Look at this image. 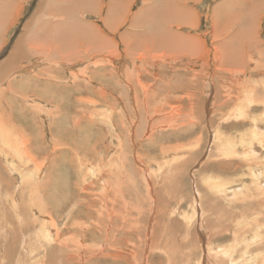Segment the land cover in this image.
Masks as SVG:
<instances>
[{"label":"rangeland","instance_id":"obj_1","mask_svg":"<svg viewBox=\"0 0 264 264\" xmlns=\"http://www.w3.org/2000/svg\"><path fill=\"white\" fill-rule=\"evenodd\" d=\"M69 1L52 0L53 5L51 0H0V102H4L9 115H16L20 125L16 130L4 127L0 115V264H264V1L168 0V4L167 0H129L124 8L115 5L109 16V0H96L95 7L89 6L94 0ZM52 5L57 6L56 15ZM241 5L249 8L245 11ZM237 6L247 13L246 17H237ZM258 9L261 19L251 15ZM50 12L54 16L45 15ZM180 12L183 15L179 16ZM225 13L231 17H225ZM107 16L114 19L115 30L106 26ZM44 21L50 26L44 27ZM81 24L88 27L82 28ZM57 29L66 42H73V47L67 44L64 51L58 52L59 40L54 38ZM240 31L249 36L238 35ZM97 33L109 42L108 50H100L101 58L89 56L78 63L83 57L80 54L88 49L83 37L88 34L92 38ZM17 40L22 43L21 52L28 56L11 68L9 52L13 53ZM94 43L92 39L90 44ZM110 53L114 58H108ZM100 60L106 63V70L100 73L110 72L113 78L109 81L119 83L117 91L96 80L89 83L94 86L92 93L97 101L100 91L107 97L102 105L110 110L104 113L106 116L90 112L101 108L100 103L86 106L82 101L87 95L80 99L72 94L86 80L76 76L73 80L74 72L90 76L94 62ZM66 62L69 68L64 66ZM6 70L11 72L9 78ZM18 73L21 78L16 79ZM28 74L37 75L40 81ZM22 79L27 82H19ZM11 80L23 83V88L27 84H64L55 94L65 97L54 99V105L43 98L48 87L32 91L26 88L28 93L22 89L21 94L12 95L21 102L16 99L14 102L20 104H15L7 95ZM44 80L51 82L46 84ZM29 91L39 93L41 98L32 99ZM66 101L70 113L64 108ZM85 107H89L88 115ZM7 110L5 116L9 119ZM49 110L56 112V117ZM58 116H64V121ZM65 120L71 131L63 124ZM61 130L74 135V139L69 135L73 144L60 140ZM29 136L40 149L30 156L25 147ZM225 138L228 144L223 146L220 140ZM12 140H16L14 144ZM249 144L253 145L252 151ZM9 163L12 166L8 169ZM36 202H42L41 209ZM22 224L28 230H23ZM25 231L30 232L25 236L34 240L27 245L26 237L20 240ZM35 239L43 243L38 240L37 244Z\"/></svg>","mask_w":264,"mask_h":264},{"label":"bare ground","instance_id":"obj_2","mask_svg":"<svg viewBox=\"0 0 264 264\" xmlns=\"http://www.w3.org/2000/svg\"><path fill=\"white\" fill-rule=\"evenodd\" d=\"M53 1H54V0H53ZM55 1H56V0H55ZM65 1H67V0H65ZM68 1H69V0H68ZM73 1H75V0H73ZM76 1H78V0H76ZM76 1H75V2H76ZM79 1H82V0H79ZM128 1H129V0H109V4H108V10H109V11H108V16H109L110 13H112L113 7H114L115 5H121V6H123V8H124L125 4H127ZM156 1H160V0H156ZM183 1H184V0H182V2H183ZM240 1H241V0H240ZM263 1H264V0H263ZM63 2H64V1H63ZM69 2H72V0L69 1ZM160 2H161V1H160ZM162 2H163V1H162ZM165 2H166V1H165ZM179 2H181V1H179ZM182 2H181V3H182ZM67 3H68V2H67ZM78 3L80 4V2H78ZM78 3H76L77 6H78ZM94 3H96V0L90 2V3H89V6L92 7ZM167 3L169 4L168 0H167ZM239 3H240V2H239ZM262 3H264V2H262ZM51 4H53L52 0H51ZM71 4H72V3H71ZM76 4H75V5H76ZM84 4H85V3H84ZM84 4H83V6H85ZM157 4H158V3H157ZM170 4H172V3H170ZM224 4H225V3H224ZM227 4H228V3H227ZM260 4H261V3H260ZM53 5H54V4H53ZM53 5H52V6H53ZM68 5H69V4H68ZM128 5H129V4H128ZM182 5H183V4H182ZM218 5H219V4H218ZM231 5H232V4H231V2H230L229 6L231 7ZM238 5H239V4H238ZM52 6H51V8H52ZM71 6H72V5H71ZM79 6H80V5H79ZM95 6H96V5L94 4V7H95ZM129 6H130V5H129ZM145 6H146V5H145ZM152 6H153V5H152ZM175 6H176V5H175ZM184 6H185V5H184ZM221 6H222V5H221ZM69 7H70V6H67V8H69ZM73 7H74V6H72V8H73ZM143 7H144V6H143ZM173 7H174V6H173ZM186 7H187V6H186ZM216 7H217V6H216ZM241 7H243V6L241 5ZM241 7H240V8H241ZM258 7H259V6H258ZM38 8L40 9L41 7H38ZM38 8H37V9H38ZM45 8H46V6H44V9H45ZM54 8H57V6H56V7L53 6V11H52V13H55V15H56V12H54ZM70 8H71V7H70ZM72 8H71V9H72ZM78 8H80V7H76V10H77ZM81 8H82V7H81ZM128 8H129V7H128ZM144 8H145V7H144ZM156 8H160V6H158V7L156 6ZM179 8H180V7H179ZM223 8H224V7H223ZM225 8H226V7H225ZM240 8H239V6H237V8H236V9H237V17H246V16H247V13L245 12L246 10H245V11L243 10V11L245 12V14H246V15L244 16V12H243L242 10H239ZM39 9H38V10H39ZM42 9H43V8H42ZM44 9H43L42 11H45V12H46L47 9H46V10H44ZM73 9L75 10V7H74ZM82 9H83V8H82ZM142 9H143V8H142ZM171 9H172V8H171ZM177 9H178V8H177ZM177 9H176V10H177ZM226 9L228 10V8H226ZM226 9H225V10H226ZM236 9H235V10H236ZM250 9H252V8H250ZM38 10H37V11H38ZM48 10H50V8H49ZM51 10H52V9H51ZM51 10H50V11H51ZM125 10H126V9H125ZM145 10H146V9H143L142 12H144ZM148 10H149V9H148ZM160 10H162V9H160ZM165 10H166V9H165ZM167 10H168V9H167ZM172 10H173V9H172ZM182 10H184V9L182 8ZM219 10H220V9H219ZM219 10H218V11H219ZM55 11H56V9H55ZM69 11H70V9H69ZM71 11H72V10H71ZM89 11H91V9H89ZM92 11H93V9H92ZM173 11H175V10H173ZM187 11H188V10H187ZM223 11H224V10H223ZM39 12H41V10H40ZM58 12H60L59 9H58ZM73 12H74V11H73ZM117 12H118V11H117ZM176 12H177V11H176ZM176 12H174L173 14H175ZM184 12H185V10H184ZM225 12H226V11H225ZM233 12H234V13H233ZM261 12H263V11L261 10ZM52 13H51V12H50V13H46L45 15H48V17L54 16V14H52ZM63 13H65V12L63 11L62 14H63ZM125 13H126V12H125ZM144 13H145V12H144ZM166 13H168V12H166ZM232 13L235 14V11L233 10ZM39 14H42V12L39 13ZM62 14H60V15H62ZM177 14H178V12H177ZM177 14H176V15H177ZM181 14H182V12L179 13V16H180ZM184 14H185V13H184ZM217 14H218V13H217ZM229 14H230V13H229ZM45 15H44V16H45ZM69 15H70V14H69ZM111 15H112V14H111ZM165 15H167V14H165ZM170 15H171V14H170ZM182 15H183V14H182ZM185 15H186V14H185ZM188 15H189V14H188ZM191 15H192V14H191ZM226 15H227V14L225 13V17H231L230 15H229V16H226ZM263 15H264V14H263ZM108 16H107V18H106V26H107L109 29H111V30H115V24H116V23L113 24L114 19H108ZM192 16H193V15H192ZM235 16H236V14H235ZM39 17H40V16H39ZM45 17L48 18L47 16H45ZM56 17H57V16H56ZM67 17H68V14H67V16H66V18H65L66 20H68ZM133 17H134V16H133ZM133 17H132V18H133ZM137 17H139V16H137ZM141 17H142V16H140L139 20L141 19ZM181 17H182V16H181ZM69 18H70V17H69ZM168 18H170V17H168ZM171 18H172V17H171ZM182 18H183V17H182ZM186 18H187V17H186ZM53 19H54V18H53ZM58 19H59V18H58ZM133 19H134V18H133ZM136 19H137V18H136ZM179 19H180V17H179ZM192 19H193V18H192ZM226 19H228V18H225V20H226ZM240 19H241V18H240ZM240 19H239V20H240ZM69 20H70V19H69ZM71 20H72V17H71ZM120 20H121V19H120ZM166 20H167V19H166ZM188 20H189V18H188ZM237 20H238V19H237ZM239 20H238V21H239ZM172 21H173V20H172ZM60 22H61V21H60ZM134 22H135V20H134ZM138 22H140V21H138ZM191 22H192V21H191ZM241 22H242V19H241ZM257 22H258V21H257ZM257 22H256V23H257ZM43 23H44V27H45L47 24L50 26V24L48 23V21H44ZM65 23H66V22H65ZM67 23H68V22H67ZM83 23H85V22H83ZM258 23H259V22H258ZM45 24H46V25H45ZM61 24H62V23H61ZM79 24H80V22H79ZM142 24H143V23H141V25H142ZM26 25H27V24H26ZM29 25H31V23H29ZM81 25H83V24H81ZM147 25H148V24H147ZM32 26H34V25H32ZM40 26H42V25H40ZM59 26H60V25H59ZM62 26H63V25H62ZM65 26H66V25H65ZM72 26H73V25H72ZM245 26H246V25H245ZM257 26H258V25H257ZM42 27H43V26H42ZM68 27H69V23H68ZM83 27H88V26H84V25H83L82 28H83ZM89 27H90V26H89ZM254 27H256V24H255ZM59 28H60V27H59ZM73 28H74V27H73ZM149 28H150V27H149ZM247 28H248V26H247ZM86 29H87V28H86ZM242 29H243V28H242ZM48 30H50V29H48ZM60 30H63V28H62V29L60 28ZM66 30H67V29H66ZM73 30H74V29H72V31H73ZM90 30H91V28H90ZM147 30L149 31V29H147ZM240 30H241V29H240ZM64 31H65V29H64ZM86 31H87V30H86ZM241 31H242V30H241ZM241 31H240V32H241ZM68 32H69V33H72L70 30H68ZM143 32H144V31H143ZM245 32H247V31H245ZM249 32H250V30H249ZM73 33H75V32L73 31ZM254 33H255V32H254ZM66 34H68V33H66ZM133 34H134V33H133ZM214 34H215V33H214ZM240 34L243 35V34H245V33H244V31L241 32V33L238 32V35H240ZM64 35H65V34H64ZM69 35L71 36L72 34H68L67 36H69ZM143 35H144V34H143ZM181 35H182V34H181ZM185 35H186V34H185ZM242 35H240V36H242ZM250 35H251V34H250ZM254 35L257 36L256 33H255ZM65 36H66V35H65ZM70 36H69V37H70ZM79 36H82V31H81V34H80ZM243 36H249V35H248V34H245V35H243ZM22 37H23V36H22ZM28 37H29V36H28ZM182 37H184V36H182ZM215 37H216V36H215ZM54 38H57V40H59V43H56V48H57L58 52H60V50H61V51H62V50L64 51V50L66 49V45H67V44H68L70 47H73V46H72V45H73V42L71 43V42H70L71 40H68V41L66 42V40L63 39V35H62V33H59V30H58V29L56 30V33H55ZM83 38H84V39L86 38L85 42H86V44H88V49H87V52H85V53H83V54H80V56H83V57H81V59H80V57H77L78 54L76 55L77 52L74 50V51L76 52V53H75V55H76V56H75L76 59H77V58L80 59V61H78V63H81V62L85 61L86 57H89V56L91 57V58H89V59L101 58V57H100V55H101L100 50H104V49L108 50L109 42L105 39V37H103V36H102L101 34H99V33H97L96 36H94V37H93V34H92V38H91V36L88 35V34H87L86 37L84 36ZM138 38H139V37H138ZM178 38H179V37H178ZM241 38H242V37H241ZM255 38H256V37H255ZM28 39H30V38H28ZM65 39H66V37H65ZM68 39H71V38H68ZM92 39H95V43H94L93 45L90 44V42H91ZM140 39H141V38H140ZM180 39H181V38H180ZM183 39H184V41H186L185 38H183ZM18 40L21 42L20 39H18ZM18 40H17V41H18ZM226 40H227V39H226ZM226 40L224 39V43L226 42V45H227V41H228V40H227V41H226ZM19 41H18V42H19ZM64 41H65V42H64ZM80 41H81V37H80ZM171 41H172V39H171ZM190 41H192V40L190 39ZM20 42H19V44H17V45L15 46V48H13V50L15 49L14 51L11 50V51H13V53H12V52H9V55H10V53H11V55H10L11 58L9 59V56H8V59H9V60L6 59V61H7V60L9 61V62H8V61H7V62H8V65H11V68H13L12 66H14V65L16 66V64L18 63V61H20V59H23V58H25V57L28 56L27 53H22V52H21L20 49H21L22 47H20V46H21L20 44H22V43H20ZM69 42H70V44H69ZM186 42H188V41H186ZM222 42H223V41H222ZM33 43H34V42H33ZM178 43H179V42H178ZM188 43H189V42H188ZM186 44H187V43H186ZM190 44H191V43H190ZM29 45H30V44H29ZM135 45H137V44H135ZM135 45H133V48H134ZM140 45H141V43H140ZM163 45H164V44H163ZM54 46H55V45H54ZM174 46H175V45H174ZM222 46H223V45H222ZM224 46H225V44H224ZM30 47H32V46H30ZM70 47H68V48H70ZM136 47H137V46H135V48H136ZM141 47H142V46H140V48H141ZM181 47H182V46H181ZM26 48H27V47H26ZM56 48H54V49H56ZM140 48H139V49H140ZM143 48H144V47H143ZM229 48H230V47H229ZM229 48H228V49H229ZM23 49H24V48H23ZM136 49L138 50V47H137ZM141 49H142V48H141ZM144 49H145V48H144ZM192 49H193V48H192ZM57 50H56V51H57ZM70 50H71V48H70ZM137 50H136V51H137ZM182 50H183V49H182ZM31 51H32V50H31ZM33 51H34V50H33ZM36 51H37V50H36ZM68 51H69V50H68ZM138 51H139V50H138ZM141 51H142V50H141ZM197 51H198V50H197ZM29 52H30V51H29ZM53 52H54V50H53ZM80 52H81V51H80ZM134 52H135V51H134ZM168 52H169V51H168ZM32 53H33V52H32ZM34 53H35V52H34ZM56 53H57V52H56ZM64 53H65V52H64ZM71 53H72V52H71ZM131 53H132V52H131ZM131 53H130V54H131ZM143 53H144V52H143ZM36 54H37V53H36ZM151 54H153V53L151 52ZM160 54H161V53H160ZM224 54H225V53H224ZM32 55H33V54H32ZM60 56H61V54H60ZM70 56H71V54H70ZM72 56H73V54H72ZM142 56H144V54H143ZM150 56L153 57V55H150ZM228 56H229V55H228ZM32 57H33V56H32ZM37 57H38V54H37ZM39 57H40V55H39ZM75 57H74V58H75ZM144 57H145V56H144ZM33 58H34V57H33ZM35 58H36V57H35ZM35 58H34V59H35ZM60 58H62V56H61ZM63 58H65V57H63ZM108 58H110V59H111V58H114L113 54L110 53V57H108ZM157 58H158V57H157ZM28 59H30V58H28ZM68 59H69V57H68ZM24 60H25V59H24ZM24 60H23V61H24ZM26 60H27V59H26ZM60 60H61V59H60ZM139 60H140V59H139ZM197 60H198V59H197ZM27 61H28V60H27ZM58 61H59V59H58ZM66 61H67V60H66ZM74 62H75V60H74ZM76 62H77V61H76ZM98 62H99V61L94 62L95 65L93 66L92 74H91L90 76L81 75V73H80L79 71L74 72L75 75L73 74V75H74V76H73V80H74V77L76 76V78L78 77L77 79H83V80L86 79V80L89 81V82H85V81H86V80H85L84 83L81 84V85H82V86H81V89H80V87H78L77 89H75L76 92H75V93H72V94L77 95L78 98H80V99H83V97H85V95H87L86 98L84 99V101H82V102L86 103V106L89 105V104H87V103H90V102L100 103V105L102 106V105H104V104L108 101V100H107V97L104 96V94H103L101 91H100V95H99L101 98L97 101V100L95 99V98H96L95 95L92 93V91H93V87H94V86H91L89 83H91V82H95V80H96V82H97V83H100L103 87H109L110 89H112V90H114V91H117V85L119 84L118 81H115V83L117 82V83H116L117 85H114V81H109L110 79L113 78V75H112L110 72H107V73H103V72H102V73H100L101 70H106V68H103L104 65H105L106 63L102 62V60H100V62H99L100 64H98ZM5 63H6V62H5ZM69 63H70V62H69ZM19 64H20V63H19ZM25 64H26V63H25ZM59 64H60V61H59ZM67 64H68V63L66 62V64H64V66H66ZM70 64H73V62L70 63ZM70 64H69V65H70ZM27 65H28V64H27ZM62 65H63V64H62ZM2 66H3V65H2ZM47 66H48V65H47ZM51 66H52V65H51ZM74 66H75L74 64H73V66L70 65V67H72V68H73ZM16 67H17V66H16ZM23 67H24V65H23ZM30 67H31V66H30ZM62 67H63V66H62ZM66 67L69 68L68 65H67ZM123 67H124V65H122L121 68H123ZM27 68H28V67H27ZM27 68H26V69H27ZM31 68H32V67H31ZM49 68H50V67H49ZM72 68H71V69H72ZM0 69H1V68H0ZM5 69H6V67H5ZM26 69H25V70H26ZM28 69H29V68H28ZM28 69H27V70H28ZM42 69H46V68H42ZM73 69H74V68H73ZM81 69H82V68H81ZM128 69H129V68H128ZM3 70H4V68H3ZM9 70L11 71V69H9ZM9 70H8V71H9ZM12 70H13V69H12ZM20 70H21V69H20ZM32 70H33V69H32ZM32 70H31V71H32ZM49 70H50V73H51V69H49ZM49 70L47 69V71H49ZM74 70H78V68H75ZM6 71H7V70H6ZM8 71L6 72L7 74H8V73L11 74V72H13V71L8 72ZM16 71H17V69H16ZM18 71H19V70H18ZM23 71H24V70H23ZM34 71H35V70H34ZM43 71H44V70H43ZM70 71H71V70H70ZM120 71H122V69H121ZM129 71H130V70H129ZM195 71H196V70H195ZM14 72H15V69H14ZM40 72H41V71H40ZM40 72L38 73L39 75H40ZM45 72H46V71H45ZM86 72H87V71H86ZM1 73H2V72H1ZM6 73H5V74H6ZM20 73H21V72H20ZM20 73L17 74V78H16V79L21 78V77L18 78V76H19ZM27 73H28V72H27ZM35 73H37V72H35ZM46 73H47V72H46ZM50 73H48V74H50ZM71 73H73V72H70V75H72ZM120 73H121V72H120ZM5 74H4V75H5ZM7 74H6V75H7ZM14 74H15V73H14ZM32 74H33V73H32ZM138 74H139V73H138ZM12 75H13V74H12ZM20 75H22V73H21ZM28 75H29V74H28ZM28 75H27L26 77H29V76H30V75H29V76H28ZM41 75H43V74H41ZM80 75H81V76H80ZM8 76H11V75L8 74L7 77H8ZM13 76H14V75H13ZM24 76H25V75H24ZM32 76H33V75H32ZM32 76H30V77H32ZM34 76H35V75H34ZM34 76H33V78H34ZM36 76H37V75H36ZM36 76H35V77H36ZM2 77H3V76H2ZM5 77H6V76H5ZM14 77H15V76H14ZM14 77H13V78H14ZM26 77H24V78H26ZM40 77H41V76H40ZM48 77H50V76L48 75ZM82 77H84V78H82ZM8 78H9V77H8ZM37 78L39 79L38 76H37ZM168 78H169V77H168ZM2 79H5V78H2ZM6 79H7V78H6ZM14 79H15V78H14ZM27 79H29V78H27ZM30 79H31V78H30ZM38 79H37V80H38ZM70 79H71V77H70ZM77 79H76V80H77ZM20 80H21V79H20ZM20 80H19V82H24L26 79H25L24 81H23V79H22V81H20ZM31 80H36V79H31ZM50 80H51V79H50ZM7 81H9V79H7ZM11 81H12V80H11ZM11 81H10V82H11ZM16 81H18V80H16ZM29 81H30V80H29ZM39 81H40V79H39ZM39 81H37V83H38ZM4 82H5V81H4ZM25 82H27V81H25ZM35 82H36V81H35ZM35 82H34V83H35ZM44 82H46V81L44 80ZM48 82H49V81H48ZM48 82H46V84H47ZM50 82H51V81H50ZM50 82H49L48 84H50ZM72 82H73V81H72ZM5 83H6V82H5ZM7 83H8V82H7ZM32 83H33V82H32ZM37 83H36V84H37ZM22 84H23V83H18V84H17V83H15V81H12V82H11V87H10V85H9V87H10V90H9L10 93L7 94V95H8V97H9V99H10L11 101L14 102V100L17 101V100L19 99V97H18V99L16 98L17 100H16V99H12V95H14V93H16V92L19 93V91H21L22 89H23V91L26 90V93H28L26 88H29V89H31V88H33V89L36 88V90H37V89L45 90V89H48V88H49V91H48V92H47L46 90L44 91L45 95H43V98H44V97L47 98V99L49 98L51 101H53V100L56 99V98L59 99V98H61V97L64 96V95H61V93L58 94V92H60V91H58V89H60V90L63 89V88L65 87V86H63L64 84H63V85H58V84H56V83L54 82V83H51L50 85H46L45 87H44L43 85H42V86H35V87H32L33 85L27 84V87H26V88H23L24 85H22ZM42 84H44V83H42ZM77 85H78V84H75L74 87L77 86ZM5 86H6V88H7V85H5ZM47 87H48V88H47ZM0 88H1V87H0ZM0 90H1V89H0ZM34 90H35V89H34ZM34 90H33V91H34ZM55 90L58 91L57 94H55ZM6 91H7V90H6ZM31 91H32V89H31ZM31 91H29V93H30ZM62 91H63V90H62ZM3 92H4V90H3ZM37 92H38V91H37ZM177 92H178V91H177ZM5 93H7V92H5ZM31 93H32V94H28V96H29V95H30V96L32 95V97H31L32 99H33V96H34V97L36 96V97H35L36 99H37V97L39 96V93H38V94H35V93H33V92H31ZM40 93H41V92H40ZM42 93H43V92H42ZM46 93H47V95H46ZM51 93H54V94L51 95ZM19 94H21V92H20ZM23 94H24V93H23ZM72 94H71V95H72ZM15 95H16V94H15ZM24 95H25V94H24ZM24 95H21V98H22V96H24ZM2 96H3V95H2ZM18 96H19V95H18ZM26 96H27V95H26ZM30 96H29V97H30ZM39 97H40V96H39ZM64 97H65V96H64ZM74 97H75V96H74ZM21 98H20V99H21ZM35 98H34V99H35ZM40 98H41V97H40ZM123 98H124V97H123ZM6 99H7V98H6ZM6 99H5V100H6ZM36 99H35V100H36ZM62 99H63V98H62ZM80 99H78V100H80ZM114 99H115V98H114ZM25 100H26V104H29V103H27V99H25ZM39 100H40V99H39ZM74 100H75V99H74ZM124 100H125V98H124ZM136 100H137V99H136ZM250 100H251V99H250ZM6 101H7V100H6ZM21 101H22V100H21ZM30 101H31V100H30ZM45 101H46V103H47L49 100H48V101L45 100ZM56 101H57V100H56ZM63 101H64V100H63ZM76 101H77V100H76ZM110 101H112V100H110ZM126 101H127V100H125V103H126ZM137 101H138V100H137ZM13 102H12V103H13ZM18 102H20V101L18 100ZM18 102H16V103H18ZM28 102H29V101H28ZM35 102H36V101H35ZM43 102H44V100H43ZM58 102H59V101H58ZM114 102H115V101H114ZM5 103H6V102H5ZM7 103H8V102H7ZM14 103H15V102H14ZM14 103H13V104H14ZM16 103H15V104H16ZM20 103H21V102H20ZM20 103H18V104H20ZM22 103H24V102H22ZM53 103H54V105L57 104V103L55 104L54 101H53ZM61 103H62V101H61ZM61 103H60V104H61ZM68 103H69V102H68ZM68 103H67V101H66V103L64 102V106H65V107H64L63 105H61V106H63V107L66 109L67 106H69V105H67ZM84 103H83V104H84ZM109 103H110V102H109ZM127 103H128V102H127ZM251 103H252V102H251ZM18 104H17V105H18ZM24 104H25V103H24ZM24 104H22V105L25 106V108H26V104H25V105H24ZM31 104H32V103H31ZM36 104H37V102H36ZM41 104H42V103H41ZM50 104H51V102H50ZM50 104H48V106H49ZM65 104H66L67 106H66ZM70 104H71V102H70ZM72 104H73V103H72ZM72 104H71V105H72ZM83 104H82V105H83ZM107 104H108V103H107ZM3 105H4V102H2V103L0 102V115L3 117V120L1 121L2 125H3L4 127H7V126L12 127L14 130H16V125H17V126H20V125L17 124V121H19V119L15 117L16 115H15V116H14L13 114H12V115H9V113H8L9 111L7 110V108H4L5 106H3ZM17 105H16V106H17ZM34 105H35V104H34ZM34 105L32 104L31 106H34ZM38 105H40V103H38ZM52 105H53V104H52ZM54 105H53V107H54ZM74 105H75V104H74ZM94 105H95V107H96V104H94ZM109 105H110V104H109ZM118 105H119V104H118ZM123 105H124V104H123ZM126 105H127V104H126ZM126 105H125V106H126ZM8 106H9V103H8ZM13 106H14V105H13ZM16 106H14L13 108H15ZM18 106L20 107L21 105H18ZM23 106H22V107H23ZM28 106H29V105H28ZM76 106H77V105H76ZM105 106H106V105H105ZM127 106H128V105H127ZM9 107H10V106H9ZM36 107H37V105H36ZM39 107H41V106H39ZM43 107H44V106H43ZM55 107H56V106H55ZM77 107H78V106H77ZM79 107H80V106H79ZM90 107H92V106H90ZM118 107H119V106H118ZM118 107H117V108H118ZM149 107H150V106H149ZM37 108H38V107H37ZM37 108H36V111H39V110H37ZM50 108H51V107H50ZM58 108H59V107H58ZM61 108H62V107H61ZM61 108H60V109H61ZM64 108H63V109H64ZM73 108H75V107H73ZM128 108H129V107H128ZM16 109H17V107H16ZM20 109H21V107H20ZM27 109H28V108H27ZM60 109H57V110L55 109V110L58 111V110H60ZM65 109H64V110H65ZM71 109H72V108H71ZM87 109H89V107H85V108H84V110H86V113H87ZM94 109H95V110H91V109H90V110H91L90 112L92 113V115L97 114V115H100V116H101V115H102V116H106L104 113H107V111H110L108 108H105V109H104L103 106H102L101 108H99V109H96V108H94ZM110 109H111V108H110ZM135 109H136V108H135ZM150 109H151V108H150ZM6 110H7L8 116L10 117L9 119L5 116V111H6ZM11 110H12V109H11ZM40 110H41V109H40ZM46 110H47V109H46ZM55 110H54V111H55ZM66 110H69V113H70V109H69V108H67ZM73 110H74V109H73ZM81 110H82V109H81ZM114 110H115V108H114ZM127 110H128V109H127ZM141 110H142V109H141ZM15 111H16V110H15ZM21 111H23V109H22ZM29 111H31V110H29ZM29 111H28V112H29ZM33 111H35V110H33ZM41 111H42V110H41ZM76 111H77V110H76ZM76 111H75V112H76ZM78 111H79V109H78ZM117 111H118V109H117ZM128 111L131 112L130 109H129ZM10 112H11V111H10ZM13 112H14V111H13ZM45 112H46V111H45V108H44V113H45ZM49 112H51V113L53 114V116H55L54 114H56V112L53 113L52 110H51V111L49 110ZM64 112H67V111H63V113H64ZM72 112H73V111H72ZM72 112H71V113H72ZM80 112H81V111H80ZM90 112H89V113H90ZM113 112H115V111H113ZM119 112H120V111H119ZM129 112H128V113H129ZM132 112H133V111H132ZM11 113H12V112H11ZM18 113H19V112H18ZM29 113H30V112H29ZM31 113H32V112H31ZM35 113H36V112H35ZM59 113H62V112H59ZM82 113H83V112H82ZM82 113H81V114H82ZM84 113H85V112H84ZM108 113H109V112H108ZM128 113H127V114H128ZM23 114H24V113H23ZM23 114H22V115H23ZM39 114H40V113H39ZM39 114H38V115H39ZM65 114H67V113H65ZM72 114H74V113H72ZM111 114H112V112H111ZM114 114H115V113H114ZM114 114H113V116H114ZM125 114H126V113H125ZM139 114H140V113H139ZM49 115H51V114H49ZM57 115H58V114H57ZM68 115H69V114H68ZM68 115H65V117H67ZM87 115H88V113H87ZM90 115H91V114H90ZM108 115H110V114H108ZM116 115H119L118 112H117V114H115V116H116ZM140 115H142V114H140ZM23 116H24V115H23ZM41 116H42V115H41ZM46 116H47V114L45 115V117H46ZM53 116H52V118H54ZM72 116L74 117V115H72ZM72 116H71V117H72ZM76 116H77V115H76ZM76 116H75V117H76ZM126 116H127V115H126ZM128 116H129V115H128ZM137 116H138V115H137ZM2 117H1V119H2ZM18 117H19V115H18ZM29 117H30V116H29ZM32 117H34V113H32ZM50 117H51V116H50ZM55 117H56V116H55ZM58 117H59V116H58ZM60 117H61V116H60ZM60 117H59V118H60ZM62 117H63V118H60V119H61V120L63 119L62 121H64L65 118H64V116H62ZM73 117H72V118H73ZM92 117H93V116H92ZM94 117H95V116H94ZM111 117H112V115H111ZM19 118H20V117H19ZM21 118H22V116H21ZM23 118H24V117H23ZM43 118H44V116H43ZM79 118H80V117H79ZM82 118H83V116H82ZM95 118L97 119V117H95ZM129 118H130V117H129ZM232 118H233V117H232ZM26 119H27V118H26ZM40 119H41V118H40ZM96 119H95V120H96ZM116 119H117V118H116ZM131 119H133V117H131ZM237 119H238V118H237ZM48 120H49V119H48ZM53 120H54V119H53ZM57 120H58V118H57ZM83 120H84V119H83ZM103 120H104V119H103ZM123 120H124V119H123ZM133 120H134V119H133ZM21 121H24V120L22 119ZM35 121H36V120H35ZM65 121H66V120H65ZM85 121H86V120H85ZM89 121H90V120H89ZM98 121H99V120H98ZM124 121H125V120H124ZM43 122H44V121H43ZM54 122H56V119H55ZM90 122H92V121H90ZM127 122H128V121H126V123H127ZM130 123H131V122H130ZM21 124H22V123H21ZM23 124H24V123H23ZM23 124H22V125H23ZM34 124H35V123H34ZM63 124H67V121H66L65 123H63ZM69 124H70V123H69ZM35 125H36V124H35ZM58 125H59V124H58ZM67 125H68V124H67ZM75 125H76V124H75ZM80 125H81V124H80ZM83 125H84V123H83ZM93 125H94V124H93ZM118 125L121 126L120 123H119ZM40 126H41V125H40ZM63 126H64V125H63ZM70 126H72V125H70ZM41 127H42V126H41ZM68 127H69V125H68ZM68 127H67V128H68ZM74 127H75V126H74ZM86 127H87V126H85V128H86ZM90 127H91V126H90ZM99 127H100V126H99ZM62 128H63V127H62ZM64 128H65V126H64ZM70 128H71V127H69L68 129H70ZM72 128H73V127H72ZM83 128H84V127H83ZM91 128H92V127H91ZM121 128H122V126H121ZM124 128H125V127H124ZM0 129H1V128H0ZM18 129H19V127H18ZM21 129H22V128H21ZM21 129H20V130H21ZM87 129H88V128H87ZM125 129H126V128H125ZM9 130H11V128H9ZM22 130H24V129H22ZM62 130H63V129H62ZM62 130L60 131V137L62 136V139H60V138H59V139L62 140L63 142H65V143H68L69 141H72V140L70 139V138H71L70 136H72L73 134H72V135H71V134H66L65 131L63 132ZM64 130H65V129H64ZM72 130H73V129H72ZM78 130H79V129H78ZM115 130H116V129H115ZM68 131H71V129L68 130ZM68 131H67V133H68ZM79 131H80V130H79ZM262 131H263V130H262ZM73 132H75V131L73 130ZM88 132H89V131H88ZM122 132H123V130H122ZM126 132H127V131H126ZM5 133H6V129H5ZM5 133H4V134H5ZM9 133H10V132H9ZM12 133H13V132H12ZM14 133H15V132H14ZM17 133H19V131H18ZM23 133H24V132H23ZM54 133L57 134L56 131H54ZM70 133H71V132H70ZM76 133H77V132H76ZM76 133H75V134H76ZM123 133H124V132H123ZM254 133H255V132H254ZM6 134H7V133H6ZM58 134H59V133H58ZM58 134H57V135H58ZM88 134H89V133H88ZM126 134H127V133H126ZM126 134H124V135H126ZM210 134H211V133H210ZM19 135H20V134H19ZM22 135H23V134H22ZM28 135H29V134H28ZM28 135H27V136H28ZM69 135H70V136H69ZM79 135H81L80 132H79ZM79 135H78V136H79ZM255 135H256V134H255ZM255 135H254V137L258 136V135H256V136H255ZM20 136H21V135H20ZM73 136H74V135H73ZM73 136H72V138H73ZM81 136H82V135H81ZM90 136H91V135H90ZM4 137H5V136H4ZM8 137H9L8 139H11V135H10V136L8 135ZM12 137H13V136H12ZM259 137H260V136H259ZM22 138L24 139V136H23ZM78 138L80 139V137H78ZM214 138H215V137H214ZM18 139H20V137H18ZM53 139H54V138H53ZM73 139H74V138H73ZM84 139H86V138H84ZM115 139H116V138H115ZM259 139H260V138H256V140H259ZM0 140H1V138H0ZM225 140H226V141H225ZM225 140H224V139H221V140H220V144H222L223 146H224L225 144L227 145V144H228V143H227L228 139L225 138ZM251 140H252V139H251ZM10 141H11V140H10ZM15 141H16V140H15ZM15 141H14V142H15ZM53 141H54V140H53ZM259 141H260V140H259ZM12 142H13V140H12ZM14 142H13V144H14ZM18 142H19V141H18ZM25 142H26L25 147L27 146L28 149H29L28 151L26 150V151H27V155H29V156H30V155H33V154L37 153V151H38V153H39L40 149H38V147H35V144H33V143L31 142V137H30V136H29L28 139H25ZM116 142H117V141H116ZM253 142H254V140H253ZM55 143H56V142H55ZM57 143H58V142H57ZM69 143H71V142H69ZM69 143H68V144H69ZM251 143H252V141H251ZM15 144H16V143H15ZM58 144H60V143H58ZM62 144H63V143H62ZM71 144H73V142H72ZM71 144H70V145H71ZM8 145H9V144H8ZM20 145H21V141H20V143H19V146H20ZM54 145H55V144H54ZM56 145H57V144H56ZM21 146H22V145H21ZM59 146H60V145H59ZM62 146H63V145H62ZM219 146H221V145H219ZM249 146L251 147L250 149H251V151H252V148H253L252 146H253V145L251 146V145L249 144ZM0 147H1V146H0ZM14 147H15V146H14ZM27 147H26V148H27ZM60 147H61V146H60ZM16 148H18V147H16ZM21 148H22V147H20L19 149H21ZM45 148H46V147H45ZM117 148H118V147H117ZM117 148H116V150H117ZM223 148H224V147H223ZM223 148H222V149H223ZM246 148H247V147H246ZM3 149H6V148H3ZM19 149H17V150H19ZM24 149H25V148H24ZM30 149H31V150H30ZM54 149H55V148H54ZM58 149H59V147H58ZM62 149H63V148H62ZM66 149L68 150V148H66ZM71 149H73L72 146H71ZM120 149H121V148H120ZM170 149H171V148H170ZM14 150H16V149H14ZM14 150H12V151H14ZM43 150H45V149H43ZM217 150H218V147H217ZM8 151H9V150H8ZM24 151H25V150H24ZM26 151H25V152H26ZM61 151H63V150H61ZM64 151H65V149H64ZM4 152H5V151H4ZM10 152H11V151H10ZM17 152H18V151H17ZM17 152H14L15 155H16ZM21 152H22V150H21L19 153L22 154ZM65 152H66V151H65ZM80 152H81V151H80ZM5 154H6V152H5ZM10 154H11V153H10ZM12 154H13V153H12ZM20 154H17V155L20 156ZM23 154H24V153H23ZM254 154H255V153H254ZM252 155H253V153H252ZM224 156H225V154H224ZM31 157H32V156H31ZM217 157H218V156H217ZM6 159H7V157H6ZM12 159H13V158H12ZM14 159H15V158H14ZM15 160H16V159H15ZM23 160H24V159H23ZM33 160H34V159H33ZM126 161H127V160H126ZM6 162H7V161H6ZM137 162H138V161H137ZM38 163H39V162H38ZM43 163H44V162H43ZM9 164H10V163H9ZM24 164H25V163H24ZM28 164H29V163H28ZM15 165H17V163H15ZM41 165H42V164H41ZM41 165L39 164V166H41ZM227 165H228V164H227ZM10 166H12V165L10 164L9 167H8V169L11 168ZM17 166H18V165H17ZM19 166H20V165H19ZM24 166H25V165H24ZM0 167H1V165H0ZM2 167H3V166H2ZM32 167H33V166H32ZM118 167H119V166H118ZM14 168H15V166H14ZM17 168H18V167H16L15 169H17ZM19 168H20V167H19ZM37 168H38V167H37ZM37 168H36V169H37ZM4 169H5V168H4ZM15 169H14V172H16ZM93 169H94V168H93ZM17 170H18V169H17ZM21 170H22V169H21ZM38 170H40V167H39ZM38 170H36V172H37ZM90 170H91V169H90ZM94 170H95V169H94ZM94 170H93V171H94ZM116 170H117V169H116ZM122 170H123V169H122ZM124 170H125V169H124ZM4 171H5V170H4ZM10 171H11V170H10ZM19 171H20V170H19ZM24 171H25V169H24ZM27 171H28V170H27ZM42 171H43V169L41 168V172H42ZM2 172H3V171H2ZM14 172H13V173H14ZM22 172H23V171H22ZM39 172H40V171H39ZM41 172H40V173H41ZM11 173H12V172H11ZM98 173H99V172H98ZM21 174H22V173H21ZM37 174H38V173H37ZM4 175H8V173H7V174H4ZM17 175H18V173H17ZM30 175H31V174H30ZM35 175H36V173H35ZM42 175H43V174H42ZM10 176H12V175H10ZM18 176H19V175H18ZM20 176H21V175H20ZM22 176H23V175H22ZM33 176H34V175H33ZM23 177H24V176H23ZM38 177H39V175H38ZM122 177H123V176H122ZM6 178H7V177H6ZM39 178H40V177H39ZM41 178H42V177H41ZM9 179H10V178H9ZM210 179H212L211 176H210ZM213 179H214V178H213ZM213 179H212V180H213ZM11 180H13V179H11ZM0 181H1V180H0ZM5 181H6V179H5ZM215 181H217V180H215ZM2 182H3V180H2ZM8 182H9V181H8ZM102 182H103V181H102ZM4 183H5V182H4ZM4 183H3V184H4ZM105 183H106V182H105ZM206 183H207V182H206ZM210 183H211V182H210ZM19 184H20V183H19ZM24 184H25V183H24ZM26 184H27V183H26ZM26 184H25V185H26ZM36 184H37V183H36ZM211 184H213V183H211ZM4 185H5V184H4ZM4 185H3V186H4ZM8 185H9V184H8ZM91 185H92V184H91ZM214 185H217L216 182H214ZM9 186H10V185H9ZM208 186H209V184H208ZM217 186H219V185H217ZM10 187H11V186H10ZM83 188L85 189V187H83ZM215 188H216V187H215ZM223 188H224V187H223ZM14 189H15V188H14ZM39 189H40V188L37 187L36 190H39ZM84 189H83V192H84ZM107 189H108V188H107ZM21 190H22V189H21ZM36 190H35V191H36ZM6 191H7V190H6ZM8 191H9V189H8ZM11 191H12V188H11ZM24 191H25V190H24ZM24 191H22V192H24ZM39 191H40V190H39ZM1 192H2V191H1ZM22 192H21V193H22ZM235 192H236V191H235ZM9 193H10V192H9ZM239 193H240V192H239ZM3 194H4V193H3ZM4 195H6V193H5ZM7 195H8V194H7ZM9 195H10V194H9ZM232 195H233V194H232ZM50 197H51V196H50ZM21 198H22V197H21ZM39 198H40V197H39ZM51 198H52V197H51ZM228 198H229V197H228ZM17 200H18V199H17ZM49 200H51V199H49ZM18 201H19V200H18ZM23 201H24V200H23ZM54 201H55V200H54ZM54 201H53V203H54ZM33 202L35 203V201H33ZM36 203L39 204V202H36ZM41 203H42V202H40V204H39V207H38L39 209H41V208H40ZM51 203H52V202H51ZM15 204H16V203H15ZM112 204H113V203H112ZM74 205H75V204H74ZM106 208H107V207H106ZM34 210H35V209H34ZM108 210H109V209H108ZM111 212H112V211H111ZM38 213H39V212H38ZM41 214H42V213H41ZM111 214H112V213H111ZM195 216H196V215H195ZM51 217H52V216H51ZM51 219H52V218H51ZM190 219H191V218H190ZM47 221H51V220L48 219ZM47 221H45V222H47ZM189 221H190V220H189ZM71 223H73V222H71ZM48 225H49V224H48ZM18 226H19V224H18ZM18 226H17V227H18ZM22 226H23V224L21 225V228H22ZM49 226H50V225H49ZM23 227H24V226H23ZM50 227H51V226H50ZM25 228H26V229H24V228H22V229H23V230H28L27 227H25ZM43 228H44V230H45L47 227H43ZM40 231H41V230H40ZM42 231H43V230H42ZM47 231H48V230H47ZM49 231H51V230H49ZM49 231H48V232H49ZM53 231H54V230H53ZM21 233H22V232H21ZM26 233H30V232H27V231L23 232V234H22L21 237H20V240H22V237H23V236L26 237V236H25ZM38 233H39V232H38ZM44 234H47V233L44 232ZM51 234H52V232H51ZM32 235H34V234H32ZM47 235H48V234H47ZM258 235H259V234H258ZM258 235H256V236H258ZM8 236H9V235H8ZM8 236H7V237H8ZM27 236H28V235H27ZM201 236H202V235H201ZM40 237H41V235H40ZM26 238H27V237H26ZM26 238H25V239H26ZM43 238L46 239L45 236H44ZM48 238H49V236H48ZM262 238H263V237H262ZM8 239H9V238H8ZM49 239H50V238H49ZM256 239H257V238H256ZM9 240H11V239H9ZM38 240H39V242L41 241V239H35V243L37 242V244H38ZM254 240H255V239H254ZM15 241H16V240H15ZM30 241H31V242L34 241V240H32V236L29 237V238H27V240H26V245H27V243H31ZM42 241H43V240H42ZM42 241H41V243H43ZM45 241H46V240H45ZM52 241H53V240H52ZM252 241H253V240H252ZM50 242H51V241H50ZM256 242H257V241H256ZM13 243H14V242H13ZM51 243H52V242H51ZM21 244H22V242H21ZM32 244H34V243H32ZM237 244H238V242H237ZM8 245H9V244H8ZM10 245H11L12 247H14V245H13L12 243H10ZM29 245H31V244H29ZM40 245H41V244H40ZM43 245H44V244H43ZM83 245H84V244H83ZM103 245H104V244H103ZM15 246H16V243H15ZM20 246H21V245H20ZM24 247H25V246H24ZM24 247H21V248H24ZM26 247H27V246H26ZM28 247H29V246H28ZM35 247H36V246H35ZM100 247H101V246H100ZM15 248H16V247H15ZM15 248H14V249H15ZM42 248H43V247H42ZM42 248H41V249H42ZM9 249H10V247H9ZM25 249H26V248H25ZM27 249H28V248H27ZM37 249H38V248H37ZM234 250H235V249H234ZM28 251H29V250H28ZM8 252H10V251H8ZM14 252H15V251H14ZM22 252H24V251H22ZM25 252H26V254L29 253V252L27 253V251H25ZM10 253H13V251L10 252ZM44 253H45V252H44ZM209 253H210V252H209ZM209 253H208V254H209ZM213 254H214V253H213ZM220 254H221V253H220ZM12 255L14 256V254H9L8 256L11 257ZM28 255H29V254H28ZM28 255H27V256H28ZM20 256H21V255H20ZM256 256H257V255H256ZM0 257H1V255H0ZM21 257H22V256H21ZM263 257H264V256H263ZM28 258H29V257H28ZM24 259H25V258H24ZM244 260H245V259H244ZM0 261H1V259H0ZM23 261H24V260H23ZM23 261H22V262H23ZM231 261H232V260H231ZM238 262H239V261H238ZM23 263H24V262H23ZM234 264H236V263H234Z\"/></svg>","mask_w":264,"mask_h":264},{"label":"crops","instance_id":"obj_3","mask_svg":"<svg viewBox=\"0 0 264 264\" xmlns=\"http://www.w3.org/2000/svg\"><path fill=\"white\" fill-rule=\"evenodd\" d=\"M245 8H249V6L248 5H244L243 7H242V9H244L245 10ZM258 11H259V9L258 10H256V11H254V12H252L251 13V15H254V14H257L258 13ZM257 18H259V19H261L262 17H260L258 14H257Z\"/></svg>","mask_w":264,"mask_h":264}]
</instances>
